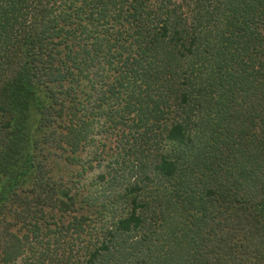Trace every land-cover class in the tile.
Returning a JSON list of instances; mask_svg holds the SVG:
<instances>
[{
    "label": "trees",
    "instance_id": "obj_1",
    "mask_svg": "<svg viewBox=\"0 0 264 264\" xmlns=\"http://www.w3.org/2000/svg\"><path fill=\"white\" fill-rule=\"evenodd\" d=\"M0 264H264V0H0Z\"/></svg>",
    "mask_w": 264,
    "mask_h": 264
}]
</instances>
